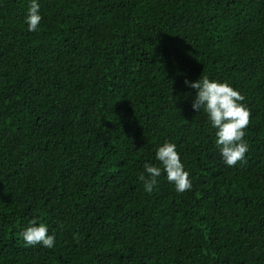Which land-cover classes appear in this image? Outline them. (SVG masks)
Wrapping results in <instances>:
<instances>
[{"label": "trees", "instance_id": "obj_1", "mask_svg": "<svg viewBox=\"0 0 264 264\" xmlns=\"http://www.w3.org/2000/svg\"><path fill=\"white\" fill-rule=\"evenodd\" d=\"M26 7L0 0V264H264V0H41L36 32ZM204 75L251 113L234 167ZM166 139L190 191L137 178ZM34 217L53 249L19 238Z\"/></svg>", "mask_w": 264, "mask_h": 264}, {"label": "clouds", "instance_id": "obj_2", "mask_svg": "<svg viewBox=\"0 0 264 264\" xmlns=\"http://www.w3.org/2000/svg\"><path fill=\"white\" fill-rule=\"evenodd\" d=\"M41 0H27L23 18L28 32L38 31L41 21ZM184 85L195 90L191 100V108L203 112L211 129H214V144L218 149L223 164L234 167L245 159L249 144L245 139V129L249 125L250 110L244 95L227 81L200 76L196 80H184ZM175 105L177 98L174 97ZM154 162L146 161L138 180L143 183L144 191L151 193L158 184V178L163 174L164 179L171 184L177 193L190 191L193 187L190 171L186 168L177 150V145L169 140L156 146ZM19 238L26 247L40 246L53 249L56 246V234L50 232L46 221L38 217L30 218L22 225ZM78 239V234H73Z\"/></svg>", "mask_w": 264, "mask_h": 264}]
</instances>
